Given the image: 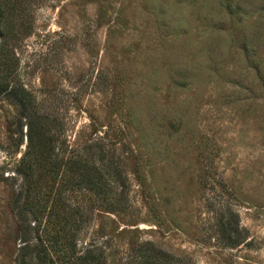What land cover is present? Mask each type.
<instances>
[{
    "label": "rangeland",
    "instance_id": "374dc122",
    "mask_svg": "<svg viewBox=\"0 0 264 264\" xmlns=\"http://www.w3.org/2000/svg\"><path fill=\"white\" fill-rule=\"evenodd\" d=\"M3 35L61 120L57 159L92 144L108 181L122 166L130 202L92 228L111 263L150 241L170 264H264V0H0ZM16 113L0 95V264L21 244Z\"/></svg>",
    "mask_w": 264,
    "mask_h": 264
},
{
    "label": "trees",
    "instance_id": "16d2710c",
    "mask_svg": "<svg viewBox=\"0 0 264 264\" xmlns=\"http://www.w3.org/2000/svg\"><path fill=\"white\" fill-rule=\"evenodd\" d=\"M3 36L0 95L17 106V123L27 128L15 150L20 151L26 136L16 168L24 179L13 199L21 239L18 264H170L150 241L140 242L111 263L107 249L113 239L94 236L92 228L99 212H124L130 202L122 166L116 165L117 176L108 181L105 168L114 161L94 150L92 144L57 159L55 144L63 134L58 132L61 120L37 110L33 93L17 79L9 63L2 47L7 36Z\"/></svg>",
    "mask_w": 264,
    "mask_h": 264
}]
</instances>
